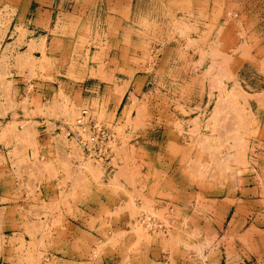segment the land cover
I'll return each instance as SVG.
<instances>
[{
  "label": "rangeland",
  "instance_id": "obj_1",
  "mask_svg": "<svg viewBox=\"0 0 264 264\" xmlns=\"http://www.w3.org/2000/svg\"><path fill=\"white\" fill-rule=\"evenodd\" d=\"M61 1L85 10L35 20ZM97 1L0 0V264L263 260L264 0ZM83 108L107 160L67 135ZM106 181L114 207L64 253Z\"/></svg>",
  "mask_w": 264,
  "mask_h": 264
},
{
  "label": "crops",
  "instance_id": "obj_2",
  "mask_svg": "<svg viewBox=\"0 0 264 264\" xmlns=\"http://www.w3.org/2000/svg\"><path fill=\"white\" fill-rule=\"evenodd\" d=\"M97 1V0H96ZM100 0L97 1L96 6H98ZM130 1H126L125 8H129L130 6L128 5ZM114 0H111V4L114 5ZM103 5V4H102ZM99 7V6H98ZM124 8V9H125ZM80 10H85V7L77 1L70 2V1H61L57 6L53 7L51 5H43L40 4L39 7L36 8L35 10V20H48L49 18L53 17L55 14L57 18L61 19L62 21L68 20L70 18H74L77 15V12H80ZM119 15L121 13H118ZM82 16L84 14H81ZM116 18V16H114ZM105 185V190L104 194L99 197L97 194V187L96 185H93V195L91 198L93 199V202L95 203V207L93 211H82L79 208V212L75 211L76 213V218L75 221L76 223H71V225L65 224V230H67V233L62 237L60 240L61 242V247L63 252H70L69 248L71 245H74L75 248H78L80 250H83L86 247V243L81 239L83 237V234H94L97 232L98 225H95V229L92 230L91 228V221L92 219L97 218V212L101 209L106 208V209H112L115 205L116 202H110L109 197L111 196V190L109 189V181H106L104 183ZM121 201L124 202L127 197L125 195H121L120 197ZM81 207V206H80ZM84 212V213H83ZM7 216L10 217L11 223L8 224L9 227H11L8 231L11 232V235L15 234H25V230L22 225H19L18 222L20 221L19 218L21 217L20 214H16L13 211L9 212ZM84 214V215H83ZM67 220H70V218L66 217ZM27 241V238H26ZM64 259L66 261L67 256H64ZM79 264L83 263L80 259H78ZM86 263L91 264L93 263V260L91 258H88V262L85 260Z\"/></svg>",
  "mask_w": 264,
  "mask_h": 264
},
{
  "label": "built area",
  "instance_id": "obj_3",
  "mask_svg": "<svg viewBox=\"0 0 264 264\" xmlns=\"http://www.w3.org/2000/svg\"><path fill=\"white\" fill-rule=\"evenodd\" d=\"M66 132L84 151L86 157L95 162L107 160L110 149L116 145L115 136L94 122L87 108L80 110ZM252 264H264V259Z\"/></svg>",
  "mask_w": 264,
  "mask_h": 264
},
{
  "label": "bare ground",
  "instance_id": "obj_4",
  "mask_svg": "<svg viewBox=\"0 0 264 264\" xmlns=\"http://www.w3.org/2000/svg\"><path fill=\"white\" fill-rule=\"evenodd\" d=\"M242 48V47H241ZM257 56V57H256ZM260 56H261V51H258L257 53H256V55H255V57H254V59L256 58L257 59V63H258V66L257 67H260V68H263V66H264V61L262 60V62H260L259 61V59H260ZM262 66V67H261ZM244 72V71H243ZM240 86V85H239ZM239 91H240V89H239ZM242 93V92H241ZM241 93H239V94H241ZM244 94V93H243ZM243 94H242V96H243ZM246 97V96H245ZM247 98V97H246ZM242 99V98H241ZM243 103H246L247 105H248V103L246 102L247 100H244V97H243ZM246 105V106H247ZM242 112H243V110H242ZM244 113V112H243ZM242 113V114H243ZM240 124H241V127L240 128H242L243 129V127L245 128L247 125V120H246V118H245V115L243 114V115H241L240 116ZM252 124V123H251ZM240 130V129H239Z\"/></svg>",
  "mask_w": 264,
  "mask_h": 264
}]
</instances>
